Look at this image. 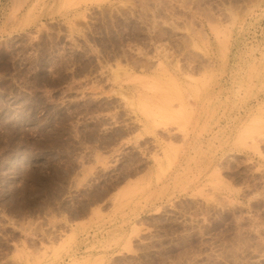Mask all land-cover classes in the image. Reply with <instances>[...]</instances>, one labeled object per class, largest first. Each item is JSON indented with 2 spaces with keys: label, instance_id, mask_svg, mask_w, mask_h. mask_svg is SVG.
<instances>
[{
  "label": "rangeland",
  "instance_id": "1",
  "mask_svg": "<svg viewBox=\"0 0 264 264\" xmlns=\"http://www.w3.org/2000/svg\"><path fill=\"white\" fill-rule=\"evenodd\" d=\"M0 264H264V0H7Z\"/></svg>",
  "mask_w": 264,
  "mask_h": 264
},
{
  "label": "crops",
  "instance_id": "2",
  "mask_svg": "<svg viewBox=\"0 0 264 264\" xmlns=\"http://www.w3.org/2000/svg\"><path fill=\"white\" fill-rule=\"evenodd\" d=\"M8 15L7 0H0V20Z\"/></svg>",
  "mask_w": 264,
  "mask_h": 264
},
{
  "label": "bare ground",
  "instance_id": "3",
  "mask_svg": "<svg viewBox=\"0 0 264 264\" xmlns=\"http://www.w3.org/2000/svg\"><path fill=\"white\" fill-rule=\"evenodd\" d=\"M20 1V0H19Z\"/></svg>",
  "mask_w": 264,
  "mask_h": 264
}]
</instances>
